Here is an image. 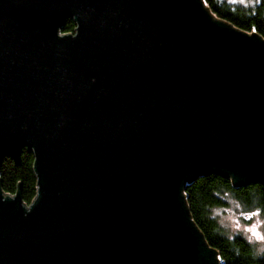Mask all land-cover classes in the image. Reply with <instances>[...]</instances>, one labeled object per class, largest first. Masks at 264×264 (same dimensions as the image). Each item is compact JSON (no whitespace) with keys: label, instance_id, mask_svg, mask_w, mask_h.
Segmentation results:
<instances>
[{"label":"water","instance_id":"95a60500","mask_svg":"<svg viewBox=\"0 0 264 264\" xmlns=\"http://www.w3.org/2000/svg\"><path fill=\"white\" fill-rule=\"evenodd\" d=\"M24 148L0 264H218L185 189L264 183V39L203 0H0V165Z\"/></svg>","mask_w":264,"mask_h":264},{"label":"trees","instance_id":"16d2710c","mask_svg":"<svg viewBox=\"0 0 264 264\" xmlns=\"http://www.w3.org/2000/svg\"><path fill=\"white\" fill-rule=\"evenodd\" d=\"M210 12L248 34L264 39V0L253 5L231 3L226 0H203ZM77 23L68 18L62 32H75ZM35 155L28 148L19 160L6 156L0 165L3 189L7 193L21 192L24 202L32 203L38 194V177L34 170ZM233 197L246 209H258L264 215V183L234 184L232 177L218 172L202 175L186 185L185 197L189 215L202 232L209 246L218 253V264H264V251L241 234L230 235L223 229L215 208L228 204Z\"/></svg>","mask_w":264,"mask_h":264},{"label":"rangeland","instance_id":"374dc122","mask_svg":"<svg viewBox=\"0 0 264 264\" xmlns=\"http://www.w3.org/2000/svg\"><path fill=\"white\" fill-rule=\"evenodd\" d=\"M231 3L253 5L256 0H226ZM217 17L216 15H214ZM218 18V17H217ZM225 232L241 234L253 243L260 252L264 251V215L258 209H246L232 196L228 204L214 210Z\"/></svg>","mask_w":264,"mask_h":264}]
</instances>
